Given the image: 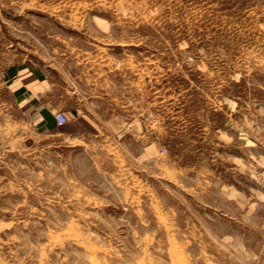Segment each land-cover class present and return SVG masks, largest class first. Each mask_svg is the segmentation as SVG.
I'll return each mask as SVG.
<instances>
[{"label": "rangeland", "instance_id": "obj_1", "mask_svg": "<svg viewBox=\"0 0 264 264\" xmlns=\"http://www.w3.org/2000/svg\"><path fill=\"white\" fill-rule=\"evenodd\" d=\"M0 264H264V0H0Z\"/></svg>", "mask_w": 264, "mask_h": 264}, {"label": "crops", "instance_id": "obj_2", "mask_svg": "<svg viewBox=\"0 0 264 264\" xmlns=\"http://www.w3.org/2000/svg\"><path fill=\"white\" fill-rule=\"evenodd\" d=\"M7 81L16 100L32 109L30 111H32L37 128L48 132L59 127L55 117L56 110L54 106L42 100V97L50 89L51 84L41 68L33 65L24 67L11 66L8 71ZM65 113L67 114V112Z\"/></svg>", "mask_w": 264, "mask_h": 264}, {"label": "built area", "instance_id": "obj_3", "mask_svg": "<svg viewBox=\"0 0 264 264\" xmlns=\"http://www.w3.org/2000/svg\"><path fill=\"white\" fill-rule=\"evenodd\" d=\"M55 117L59 126L65 125L69 121V118L65 113V111H61V110L56 111Z\"/></svg>", "mask_w": 264, "mask_h": 264}]
</instances>
